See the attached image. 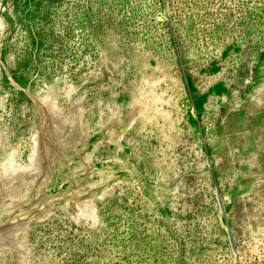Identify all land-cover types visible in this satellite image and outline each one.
<instances>
[{"label":"rangeland","instance_id":"obj_1","mask_svg":"<svg viewBox=\"0 0 264 264\" xmlns=\"http://www.w3.org/2000/svg\"><path fill=\"white\" fill-rule=\"evenodd\" d=\"M263 159L264 0H0V264H264Z\"/></svg>","mask_w":264,"mask_h":264},{"label":"bare ground","instance_id":"obj_2","mask_svg":"<svg viewBox=\"0 0 264 264\" xmlns=\"http://www.w3.org/2000/svg\"><path fill=\"white\" fill-rule=\"evenodd\" d=\"M48 163V162H47ZM54 164V163H53ZM261 166H262V170H264V159L263 160H261ZM10 167V166H9ZM6 169V168H5ZM53 175V174H52ZM17 176H18V174H17ZM14 180V179H13ZM14 184V183H13ZM15 185V184H14ZM9 186V185H8ZM11 189V188H10ZM8 191H10L9 189H8ZM12 196V195H11ZM46 207V206H45ZM20 213V212H19ZM26 214V213H25ZM29 219V218H28ZM22 224V223H21ZM17 225V224H16Z\"/></svg>","mask_w":264,"mask_h":264}]
</instances>
